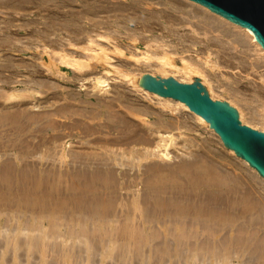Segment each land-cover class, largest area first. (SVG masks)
<instances>
[{"label":"bare ground","instance_id":"6f19581e","mask_svg":"<svg viewBox=\"0 0 264 264\" xmlns=\"http://www.w3.org/2000/svg\"><path fill=\"white\" fill-rule=\"evenodd\" d=\"M36 1L0 0V9L14 11L18 9L30 14L33 12L30 11L35 8L39 12L40 8L34 4ZM47 1L49 2V0ZM73 1L72 5L75 3ZM94 3H98V1ZM158 4L165 9H169L166 12H169V20L172 17H170V14H172L170 11L178 12L182 14V18H187L186 21H183L179 16L181 27L188 23L189 27L191 24L190 26L194 29L192 30V36L189 33L187 34L190 36L184 35L186 33L182 35L178 29L180 27L177 28L178 24L173 20L169 21L170 23L166 21L168 25H165V27L162 25V29L167 32L166 35L175 37L176 41L184 42V44L188 43L190 45L188 50L183 51L180 48L181 52H178L176 51L178 49L174 48L176 49L174 50L171 48L172 45L169 46L171 43L169 45L165 42L162 43L163 38L161 36L162 40L160 41L156 36V38L150 36V39L141 38L140 41H142L144 50L138 51L136 50V43L139 42L140 34L136 35L139 37H131L133 41L130 40L133 43L122 44V46L120 43L118 45V41L114 43L113 38L115 37L111 36V22L97 25L91 23L93 25L91 28H89L91 25L76 28L78 25L71 27L65 23L56 32L61 34V31L67 32L68 34L65 33L67 39L63 36L66 42L59 39L62 35L60 37L55 32L51 31L50 33L48 31L49 33H44L42 26L43 30L41 28L40 30L36 28L37 26L32 28L34 24L31 27L30 24H25L26 28L24 30H26V33L23 36L26 38L27 43L24 46H17L19 42L15 44L20 35L13 40L14 42L8 40L12 43L8 44L7 42L6 44L5 42L9 39L7 38L4 41L5 45L0 44V51L3 52L7 47L6 50L8 51L21 52L24 50L25 52L26 50L36 51L35 53L38 52L39 54L35 59L33 58V61L37 60L36 62H38L39 60L37 64L26 65L28 63L26 61L25 65L28 68L30 67V69H25L30 77L28 81L25 80L27 78L23 82L20 81L21 79L4 78L6 75L5 67L0 64V72L3 70L4 72H2L5 74L4 76H2L3 73L0 75V153H10L11 151L15 156L14 159H16L15 163L6 161L1 169L3 175L13 179V170L20 165L19 168L22 169L20 179L36 178L37 180H51V182L52 180H65L70 184L89 186L96 183L108 184L115 181L118 178L117 175L120 176V179L125 177V174H117L114 170V167L118 165L116 161L121 158H130L134 161L136 158L137 163L147 161L150 154L145 151L144 146L155 145L156 150L152 152L162 161L144 165L140 173L142 178H137L141 180L142 184L146 185L144 190L147 187L144 191L147 198L145 197L146 199L142 200V211L146 220L140 231L137 228H135L137 231L128 230L126 225L113 230L111 206L107 209H99L94 202L80 198L76 200L77 203L73 208L70 207L67 219L73 226H82L83 232L81 233H78L73 227H71L73 230L69 233L62 232L64 227L60 226L62 230L59 229L60 227H57L55 222L56 219L51 218L52 216L51 219L48 216V218H39L38 216L37 220L28 218L27 226L23 225L24 217V220H20V217L18 220L15 219L16 225L14 224L12 227L10 225L9 228L5 225L2 226L0 222V264H264V204L257 205L256 203L242 201L241 204L237 203L242 208L236 214H230L222 210L226 208L229 194L235 192L234 188H228L229 190L226 192L223 191L222 184L220 185L215 178L211 177L214 173L210 171V168L202 165L195 166L184 163L170 165L167 163L170 157L169 150L176 147V140L171 132L179 130L182 127V122L177 123V119L175 121L166 119L169 122L165 120L166 123L164 124L162 121L160 123V120L156 123L154 121L157 124L154 129H152L153 127L151 129L147 127V130H143L144 125L142 124L141 128V124H137V122H146L154 113L140 103L130 105L126 94L127 88H130L132 89H129L130 92L140 94L146 100L154 99L162 110L178 114L181 110H188L176 101H165L159 96L146 94L139 88L141 78L144 75L161 79L173 78L186 84H191L195 78H198L213 100L226 101L236 108L239 120L243 125L264 132V51L262 52L261 46L254 40L249 31L221 20L201 6L184 3V0H167L165 3L158 2ZM46 5L48 6V4ZM55 5L57 4L55 3ZM72 5L70 4V6ZM85 6H87L88 12H94L89 5ZM72 11L77 12L75 9ZM34 13L36 14V11ZM159 13L153 12L151 18L159 20L157 18V16L160 17ZM36 15L38 16V14ZM60 16L62 15L60 14ZM74 18L76 17L74 16ZM59 22L58 24H60ZM11 23H9V26ZM15 26L12 25V27ZM159 29L160 32L163 31H161V28ZM18 30L20 29L18 28ZM13 31L9 33L7 31L6 33L12 35ZM131 32H133L132 29ZM142 32L144 33L145 30ZM147 32L149 33V29ZM132 34L134 35V33ZM52 36L54 38H51ZM198 36H202V38L199 39ZM2 37L4 36L2 35ZM176 41L174 43H177ZM40 42L42 44L39 46L38 43ZM106 43L112 46L109 47ZM192 46H200V51L205 57L197 58L192 55L184 57V53L191 52L190 48ZM176 47L179 46L176 45ZM128 49L130 50L128 51ZM112 54L126 57L127 62L117 64L112 60ZM5 55H7L6 52ZM41 55L46 57L45 61ZM0 57L4 58L6 56L2 54ZM8 57H13V55ZM10 63L9 65H11ZM137 66L143 67L142 70L138 71ZM135 67L137 69H134ZM40 69H45L47 76H44V71L40 72ZM63 69L67 71L63 73ZM12 70L14 71V69ZM68 70H71L69 74ZM16 75L19 77L18 74ZM43 77L45 79L56 78L58 81H62L55 80L59 84L64 82L65 84H67L66 82L73 83L81 90L78 92L56 90V88L59 89V86L46 82ZM118 80H120L119 82H125V85H121L127 86V88L117 86L116 84L119 82L116 81ZM20 85L23 86L21 90L17 89ZM88 89H90L89 92L83 95L80 94L81 91ZM21 91H24V93H21ZM49 97L54 102L49 103ZM33 102L36 103L33 104ZM56 103L59 104L55 105ZM53 106L55 107L52 108ZM28 107L31 110H43L47 107L48 110L36 112L30 111ZM120 108L125 109V112L131 117L123 113ZM189 113L197 123L201 124H199L200 126L205 127L212 133L217 142L216 144L222 147L220 138L208 127L207 123L203 119H196V115L193 113ZM29 137H32V139H29ZM66 138H68L67 141H72L70 144L74 143V139H78L79 141L76 144H79V147L76 150L70 148L66 152L65 144L67 145V142H64ZM225 150L246 167L245 161L236 157L232 151ZM35 154L40 156L35 158L36 160L33 157ZM118 157L121 158L118 159ZM36 163L42 165V168L45 165L49 166L53 171L44 170L42 172L43 170H39L38 172L36 170L35 172L38 166ZM57 166L59 168L63 167L64 172H56L54 168ZM247 169L250 171L247 177L251 176L252 178H258L260 181L262 180L256 171L250 170L248 167ZM182 178H186V180ZM249 178H247V181L256 183V181L254 182L255 179L250 181ZM17 179H19L18 175ZM54 183H57V181ZM31 188L33 189V186ZM32 192L35 191L32 190ZM38 192L41 195V192ZM26 196L24 197L26 198ZM230 200L229 202L233 199ZM138 205L134 207L135 210ZM49 210L51 214V209ZM220 210L224 212L221 213ZM30 211L32 213V209ZM44 211L46 212V210ZM74 212H78L80 215L76 219L72 216ZM34 213H37L36 210ZM47 215L49 214L47 213ZM15 216L18 217V215ZM45 219H49L47 221L49 222V228H56V230H46L47 227L42 224V220ZM2 222L4 223V221ZM105 226L109 229L108 232H104V229H107L104 228ZM55 240L59 242L56 243Z\"/></svg>","mask_w":264,"mask_h":264},{"label":"rangeland","instance_id":"374dc122","mask_svg":"<svg viewBox=\"0 0 264 264\" xmlns=\"http://www.w3.org/2000/svg\"><path fill=\"white\" fill-rule=\"evenodd\" d=\"M61 1V2H60ZM68 1V2H67ZM83 0H74L73 1V5H72V0H49V2L47 1V0H42V2H41V0L40 1H36L34 4H35V6L36 7H39L40 8V10H39V12H38V10L37 9H32L30 12H32V13H30V14H28L27 12H25V11H23V10H16V11H14V10H11V9H7V10H3V9H0V32H1V34H0V42H2V43H0V44H4L5 45V43L7 44V42H8V44L9 43H12V41L15 39V38H18V36L20 37V38H18V41L16 42L15 41V44H17L18 42L20 43V45H19V43L17 44V46H24L25 45V43H27L26 42V38L24 37L25 36V31L26 30H24L25 28H26V26H25V24L26 25H28V24H30V27L32 26V28H35V26H37L36 28H38V29H42L43 30V28H44V33H49L48 31H50V33H51V31L52 32H55L56 34H58V36H60L61 37V35H62V37L61 38H59V39H61V40H65V39H67V32H65V33H67V34H65L64 33V31H61L62 32V34L59 32V33H57L56 32V30H59V27L60 26H62V25H64L65 23L66 24H69V26H73V27H75V25L77 26L76 28H78V27H89L90 25V27L89 28H91L93 25L92 24H95V25H97V24H103V23H110V26H112L111 27V36L113 37H115V38H113L114 39V43L115 42H117V44L119 45L120 43V45L122 46V44H131V43H133L132 41H133V37L132 36H134V37H139V36H141V37H139V42H137L136 43V47H137V49L136 50H138V51H143L144 50V46H143V44H142V41H140L141 40V38L142 39H150L151 37L150 36H152V38H154L155 36L157 37V39L160 41V40H162V38H163V41H162V43H164L165 42V44H167V45H169L170 43V45L169 46H174V47H172L171 46V48H176V49H178V50H176V49H174V50H176V51H178V52H181L180 50V48H182V50L183 51H186V50H188L189 48V44L188 43H186V44H184V42L182 43L181 41H176L177 39H175V37H172V36H168V35H166V30L164 29H162L163 27H165V25L167 26L168 25V23H170L169 21H175L177 24H178V26H177V28L178 27H180V28H178L179 29V32H181L182 33V35L184 34V33H186V34H184V35H186V36H192V30H194V29H192V27L189 25V27H188V24L186 25H184L183 27H181V25H180V22H181V16H182V14L181 13H176V12H171L170 11V13H172V14H170V20H169V17H168V15H169V12L168 13H166L167 11H169V9H165L164 7H161L159 4H158V2L159 3H165L167 0H90V2H89V0H84L83 2H82ZM98 1V3H94V2H97ZM108 1V2H107ZM37 2H39V3H37ZM45 2V3H44ZM57 2H59V3H57ZM77 2V3H76ZM110 2V3H109ZM55 3L57 4V5H55ZM86 3V4H85ZM46 4H48V6L46 5ZM63 4V5H62ZM70 4L72 5V6H70ZM96 4V5H95ZM101 4V5H100ZM113 4V5H112ZM131 4V5H130ZM183 4V3H182ZM41 5H42V7H41ZM55 7H54V6ZM62 5V6H61ZM65 5V6H64ZM69 5V6H68ZM85 5H89L90 6V8H92L91 10L92 11H94V12H88L87 11V6H85ZM94 6V7H92V6ZM58 6V7H57ZM60 6H61V8H60ZM67 6V7H66ZM123 6H124V8H123ZM131 6V7H130ZM177 6V5H176ZM44 7H46V8H48V9H46V8H44ZM96 7V8H95ZM122 7V8H121ZM30 8V7H29ZM54 8V9H53ZM71 8V9H70ZM117 8V9H116ZM132 8V9H131ZM178 8V7H177ZM52 9H53V11H52ZM57 9V10H56ZM67 9H69V10H67ZM75 9V11H77V12H74V11H72V10H74ZM95 9V10H94ZM98 9V10H97ZM135 9V10H134ZM9 10V11H8ZM46 10V11H45ZM71 10V11H70ZM163 10V11H162ZM18 11V12H17ZM34 11H36V14H38V16L34 13ZM52 11V12H51ZM59 11V12H58ZM66 11V12H65ZM103 11H104V13H103ZM128 11V12H127ZM13 13V14H11V13ZM14 12H15V14H14ZM38 12V13H37ZM62 12H63V14L65 15H63L62 14ZM73 12V13H72ZM84 12H87V13H84ZM153 12H156V14H158L159 12V16L160 17H158L157 16V18L159 19V20H157V19H152L151 17V14L153 15ZM52 13V14H51ZM54 13V14H53ZM71 15H70V14ZM76 13H78V14H76ZM81 13H83V14H86V15H83V14H81ZM92 15H91V14ZM176 13V14H175ZM7 14H8V16H7ZM12 16H11V15ZM20 14H21V17H20ZM23 14V15H22ZM26 14H28L27 16H26ZM45 14H46V16H45ZM60 14L63 16H60ZM74 14H76V15H74ZM94 14V15H93ZM104 14V15H103ZM112 14V15H111ZM127 14V15H126ZM148 14V15H147ZM161 14V15H160ZM162 14H163V17H162ZM44 16V17H42V16ZM49 15V16H48ZM69 15H70V17H69ZM76 17V18H74V16ZM81 15H83V16H81ZM126 15V16H125ZM165 15V16H164ZM7 16V17H6ZM26 16V17H25ZM33 16V17H32ZM41 16V17H40ZM92 16V17H91ZM108 16V17H107ZM124 16V17H123ZM150 16V17H149ZM181 18H180V17ZM9 17V18H8ZM14 17V18H13ZM20 17V18H19ZM87 17H89V18H87ZM116 17V18H115ZM121 17V18H120ZM138 17V18H137ZM174 17V18H173ZM6 18H8L7 20H6ZM36 18V19H35ZM58 18V19H57ZM70 18V19H69ZM82 18V19H81ZM105 18V19H104ZM112 18H113V20H112ZM148 18V19H147ZM162 18H164V19H162ZM168 18V19H167ZM176 18V19H175ZM18 19V20H17ZM29 19V20H28ZM31 19H32V21H31ZM46 19H48V20H46ZM55 21H53V20ZM72 19V20H71ZM117 19H118V21H117ZM140 19V20H139ZM187 20V18H182V20L183 21H186ZM5 20V21H4ZM19 20H23L22 22L21 21H19ZM25 20V21H24ZM34 20V21H33ZM57 20V21H56ZM67 20H68V22H67ZM71 22H70V21ZM74 20V21H73ZM105 20H107V21H105ZM115 20V21H114ZM132 20H133V22H132ZM9 21V22H8ZM14 21V22H13ZM37 21V22H36ZM43 21H45L46 23H47V25H46V23L44 22L43 23ZM53 21V22H52ZM58 21H60L59 23L60 24H58ZM62 21V22H61ZM73 21V22H72ZM78 21H80L81 22V24H80V22H78ZM89 21V22H88ZM92 21V22H91ZM99 21V22H98ZM122 21V22H121ZM131 21V22H130ZM136 21V22H135ZM155 21H157V22H155ZM168 23H167V22ZM2 22V23H1ZM7 22H8V24H7ZM12 22V23H11ZM20 22V23H19ZM52 22V23H51ZM116 22V23H115ZM140 22H141V24H140ZM151 22V23H150ZM179 22V23H178ZM9 23H11L10 24V26H9ZM13 23H15V24H13ZM42 23V24H41ZM48 23L50 24L49 26H48ZM63 23V24H62ZM75 23V24H74ZM86 23H88V24H86ZM92 23V24H91ZM135 25H134V24ZM144 23V24H143ZM149 23V24H148ZM21 26H20V25ZM51 24H54V25H51ZM124 24V25H123ZM12 25L13 26H15V27H12ZM18 25V26H17ZM39 25V26H38ZM46 25V26H45ZM157 25V27H155ZM162 25H163V27H162ZM180 25V26H179ZM9 26V27H8ZM20 26V27H19ZM43 28H42V27ZM52 26V27H51ZM58 26V27H57ZM116 26V27H115ZM135 26H136V28H135ZM8 28V30H7V28ZM10 27H12L11 29H9ZM48 27V28H47ZM144 27V28H143ZM152 27H155V28H152ZM3 30H2V29ZM17 28V29H16ZM18 28L20 29V30H18ZM58 28V29H57ZM147 28V29H146ZM150 28H152V29H150ZM159 28H161V31L162 32H160V29ZM8 31H6V30ZM23 29V30H22ZM40 29V30H41ZM131 29H132V31L133 32H131ZM135 29H137V30H135ZM145 30V32L143 33L142 31H144ZM148 29H149V33L147 32L146 33V31H148ZM4 31V32H2V31ZM12 30H14L13 32L16 34H14L13 32H12V35H9V34H7V33H9V32H11ZM54 30V31H53ZM151 30V31H150ZM153 30H155V31H153ZM101 32H103L102 30H100ZM117 31V32H116ZM137 31V32H136ZM7 32V33H6ZM115 32V33H114ZM119 32V33H118ZM129 32V33H128ZM3 33V34H2ZM122 33V34H121ZM132 33H134V35L132 34ZM151 33V34H150ZM187 33H189L190 35H188ZM64 34V35H63ZM124 34V35H123ZM132 34V35H131ZM140 34V35H139ZM164 34V35H163ZM2 35L4 36V37H2ZM15 35V36H14ZM23 37H22V36ZM129 35V36H128ZM136 35H139V36H136ZM158 35H159V37H158ZM195 35V34H194ZM10 36V37H9ZM13 36V38H11ZM65 37V39H64V37ZM162 38H161V37ZM132 37V38H131ZM155 37V38H156ZM197 37V36H196ZM199 37V36H198ZM7 38H9V39H7ZM11 38V39H10ZM51 38H54V36H52ZM63 38V39H62ZM167 38V39H166ZM200 38H202V36H200L199 37V39ZM5 39H7V41L5 40ZM128 39V40H127ZM130 39H132V41L130 40ZM165 39V40H164ZM8 40H12V41H8ZM19 40H21V41H19ZM33 40V39H32ZM177 42V43H174L175 41ZM4 41H6L5 43H4ZM129 41V42H128ZM131 41V42H130ZM137 41H138V39H137ZM168 41H170V42H168ZM14 42V41H13ZM65 42H66V40H65ZM23 45H22V44ZM103 43V42H102ZM105 43V42H104ZM173 43H174V45H173ZM40 44H42L41 42L40 43H38V45L40 46ZM107 44V43H106ZM153 44V43H152ZM109 47L110 46H112V45H109V44H107ZM176 45L177 46H179V47H176ZM188 45V46H187ZM131 46V45H130ZM185 46H187V47H185ZM132 47V46H131ZM184 47V48H183ZM200 47V46H199ZM199 47L197 46H195V47H191L190 49H191V52H188V53H184L183 54V56L184 57H187L188 55H192V56H196L197 58H200V57H205V55L203 54L202 55V53H201V47H200V49H199ZM130 48V47H129ZM187 48V49H186ZM7 49V47H5V52H6V54L7 55H5V52H3V51H0V56H2V54H3V56H6V57H0V61H2V62H0V64H2V65H4L3 67H5L4 68V71H5V74L1 71L0 72V75H2V73H3V75L2 76H4V78H14L13 80H20V81H24V79L25 78H27V79H25V80H29V76H28V74L26 73L27 71L25 70L26 68L27 69H30V67L28 68L26 65H32V64H37L38 62H39V60H38V62H36L37 60H35V61H33V58L35 59V57L36 56H38L39 54H38V52L37 53H35L36 51H26L25 50V52H24V50H22L21 52H16V51H8V50H6ZM133 49V48H132ZM130 49H128V51H129ZM3 52V53H2ZM30 53H32V54H30ZM37 54V55H35V54ZM125 53V52H124ZM13 55V57H8V56H12ZM15 55V56H14ZM32 55V56H31ZM17 56V57H16ZM42 57H43V60L45 61L46 60V57H44V55H41ZM23 57H24V59H23ZM26 57V58H25ZM7 58V59H6ZM9 58V59H8ZM21 58V59H20ZM29 58H31V59H29ZM117 58V59H116ZM126 58V57H125ZM125 58H123V56H118V55H113L112 54V60L114 61V62H116L117 64L119 63V62H124L125 63V61H126V59ZM125 59V60H124ZM8 60H9V62H8ZM24 60H25V62H24ZM31 62H30V61ZM117 60V61H116ZM123 60V61H122ZM26 61H28V63L26 62ZM32 61H33V63H32ZM7 62V64L5 65V63ZM11 62V63H10ZM13 62V63H12ZM24 62V63H23ZM127 62V61H126ZM9 63L11 64V65H9ZM15 63H17V64H15ZM27 63V64H26ZM30 63V64H29ZM19 64V65H18ZM26 64V65H25ZM127 64V63H126ZM129 64V63H128ZM22 65V66H21ZM25 65V66H24ZM8 68H7V67ZM25 68H24V67ZM13 67V68H12ZM21 67V68H20ZM23 67V68H22ZM138 67V71L139 70H142V68L143 67H139V66H137ZM137 67H135L134 69H137ZM132 69H133V67H131ZM12 69H14V71H16V72H14ZM8 70H12L11 71V74H12V76H11V74H10V71H8ZM8 71V73H6ZM24 71V72H23ZM40 72H43L44 71V76H47V73H45L46 71H45V69H40L39 70ZM63 71V73H65L67 70L66 69H63L62 70ZM20 72H22V73H20ZM71 72V70H68V74ZM135 72H136V70H135ZM18 74L19 75V77L16 75V74ZM25 73V74H24ZM32 74V73H31ZM111 74H114V73H111ZM7 75H9V76H7ZM14 76V77H13ZM16 76V77H15ZM17 77H18V79H17ZM31 77H33V76H31ZM54 78V77H53ZM33 79V78H32ZM43 79L46 81V82H49L50 84H52V85H54L55 84V86H59V89L58 88H56V90H62V91H74V92H78V91H80L81 89L77 86V85H75V84H73V83H69V82H66L67 84H65V82L63 83V84H59L58 82H62V81H58L56 78H54V79H52V77L51 78H46L45 79V77H43ZM52 79V80H51ZM35 80H36V77H35ZM55 80H57V81H55ZM51 81H53V82H51ZM120 80H118V81H116V82H119ZM58 83V85H56ZM69 84H71V85H69ZM125 85V82L123 83V82H119V83H117L116 85L117 86H119V87H124V86H122V85ZM10 85H12V84H10ZM61 85V86H60ZM63 86V87H62ZM87 85H85V87H86ZM204 86V85H203ZM66 87H68V88H66ZM21 88H23V86L22 85H20V86H18L17 87V89H20L21 90ZM86 88H88V86L86 87ZM124 88H127V86L126 87H124ZM206 88V87H205ZM7 89V88H6ZM68 89V90H67ZM75 89V90H74ZM130 89V88H129ZM128 88H127V92H126V94L128 95L127 96V100H128V102H129V104L130 105H133V104H138V103H140L141 105H143V106H146L149 110H151V112L152 113H154V115L153 116H151L150 118H148L147 119V121L146 122H142V123H140V121H138L137 122V124H141V128H142V126H143V130L145 129V130H147V127L149 128L150 127V129L152 128V129H154L156 126H157V124H155L156 122H159V120H160V123H161V121L163 122V124L164 123H166V121L167 120H169V121H171V120H173V121H175L176 119H177V123H181V125H182V127H180V129L179 130H173L171 133H172V136H173V134H174V138H175V140H176V142H175V146L176 147H174V148H172L171 150H169V152H170V157H169V160L167 161V163L168 164H170V165H175V164H180V163H184V164H191V165H197V166H200V165H202L203 167H207V168H210V171L212 172V173H214L213 174V176H211V177H213V178H215L217 181H218V183L221 185V186H223L224 188V190L223 191H228L229 189H233L234 188V191L236 192V194H235V192H233L232 194H229V200L231 199H233L231 202H229V200H227V203H226V208L224 209H222V210H224V211H226L227 213H230V214H236V212L238 211V210H240L242 207H240V206H238V204L240 203L241 204V202L242 201H246V202H248V203H250V202H252V203H256L257 205H261V204H264V183H263V181L261 180H258V178H252L251 176H248L247 177V175H249V173H250V171L247 169V167H245L239 160H237L235 157H233V156H230V154L223 148V147H221L219 144L217 145L216 143V140H215V137L212 135V133L211 132H209L208 131V129H205V127L203 128V126H200L201 124L198 122L197 123V121L195 120V118L188 112V111H185V110H181L180 111V113L178 112V114L177 113H171V112H169L168 110H162V108H160V106H158L157 104H156V101L154 100V99H152V100H146L144 97H142V95L140 96V94H137V93H133V91H131L130 92V90H132V89H130L129 90ZM6 91H8V90H6ZM90 91V89H88V90H85V91H81L80 92V94H84V93H87V92H89ZM24 93V91H21V93ZM128 92H130V93H128ZM25 93H27V94H29L28 92H25ZM131 94V95H130ZM135 99H134V98ZM48 99H50V97L48 98ZM130 99V100H129ZM134 100V101H133ZM216 100V99H215ZM133 103H132V102ZM221 101H223V100H221ZM40 102V101H39ZM52 102H54L53 100H51L50 99V102L49 103H52ZM34 103H36V102H33V104ZM54 104V103H53ZM59 103H56L55 105H58ZM156 104V105H155ZM44 105V104H43ZM42 105V106H43ZM49 105V104H48ZM55 106H53L52 108H54ZM46 109H29V107H28V109L30 110V111H36V112H39V111H41V112H45V111H47L48 109H47V107H45ZM52 108H50V109H52ZM158 108V109H157ZM236 109V108H235ZM120 110L123 112V113H126L127 114V112H125V109H123L122 110V108H120ZM154 111V112H153ZM160 113V114H159ZM171 113V114H170ZM129 117H131L129 114H127ZM157 115V116H156ZM159 116V117H158ZM169 117V118H168ZM167 119V120H166ZM171 119V120H170ZM166 120V121H165ZM180 122H179V121ZM151 121H153V122H151ZM154 121H155V123H154ZM169 121H167V122H169ZM152 124H151V123ZM149 123V124H148ZM143 124V125H142ZM147 126H146V125ZM200 124V125H199ZM152 125V126H151ZM138 127H140V125H138ZM149 134H150V131L148 132ZM180 135V136H179ZM178 138V139H177ZM179 138H181V139H179ZM29 139H32V137H29ZM68 140V138H66L65 140H64V142H67V145L65 144V146H66V152L71 148V149H74V150H76V148H78L79 147V144H76V143H78V139H74V143L73 144H70L72 141H67ZM184 141V142H183ZM155 145H151V146H144V149H145V151L147 152L148 151V153L150 154L149 155V157L146 159L147 161H142V162H140V163H137V161H136V158H135V161H134V159L132 160V159H127V158H121V157H118V159L119 158H121V159H119V161L117 160L116 162H118V165L116 166V167H114V170L117 172V174H125V177H123L122 179H120L119 177V175H117V179L115 180V181H112V182H110V183H108V184H99V183H96V184H93V185H87V186H84L83 184H77V185H75V184H70L69 182H67V181H65V180H52V182H51V180L50 181H46V180H37L36 178H29V180H27V179H20V175H21V171H22V169L21 168H19V166L20 165H18V167H16L14 170H13V174H12V177H13V179L11 178L10 179V177L8 178L7 177V175L5 176V175H3V173H2V171H1V169L3 168V166L5 165V163H6V161L7 162H10V163H15V160L16 159H14L15 158V156H13L14 154H13V152H11L10 151V153L8 152V153H0V191L1 190H4V191H1L0 192V222H1V225L2 226H6V227H10V225H11V227H12V225H14L15 223H16V220H18L19 219V217H20V220H24L23 219V217L25 218V220L23 221V225L24 226H27L26 225V223L28 222V218H35V220H37L36 218L39 216V218L40 217H46V218H48L49 217V219H51V218H54V219H56L55 220V222L57 223V227H60V226H62V227H64L63 228V230H62V228L60 227L59 229H61L62 230V232L64 231V232H67V231H72L73 229H75L78 233H81V232H83V229H82V226H78L77 227V225H75V226H73V224L71 225V223H69L68 222V220L69 219H67L68 217H67V213L70 211V207H74V205H76V200H78V199H80V198H82V199H85V200H89V201H91V202H94L96 205H94V206H96L97 208H99V209H101V208H104V209H107V208H109L110 206H111V209H112V211L113 212H111V215H112V220H113V226H114V228H113V230H117L118 229V227L120 228V227H122V225L124 226V225H126L127 226V228H128V230L130 229H132L133 231L135 230V231H137V229H138V231H140V228H143V225H144V221L146 220L144 217H145V215L143 214V211H142V200L146 197L147 198V196H146V193H144V191H146V188H145V190H144V187L146 186L145 184H142L141 183V180H138L139 179V177H140V173H141V171L143 170V166L144 165H146V164H148V163H155V162H160L161 161V159L159 158V157H157V156H155L154 154H153V152L156 150L155 149V147H154ZM206 146V147H205ZM147 149V150H146ZM205 149H206V151H205ZM209 149V150H208ZM173 150V151H172ZM153 151V152H152ZM212 151V152H211ZM151 152H152V154H153V156H152V154H151ZM209 154H208V153ZM34 159L35 158H39L40 156H39V154H35L34 156ZM58 158V157H57ZM224 158V159H223ZM9 159V160H8ZM14 159V160H13ZM36 160V159H35ZM121 160H122V162L124 163H122L121 162ZM205 160V161H204ZM129 161V162H128ZM116 162H114V163H116ZM131 162H132V164H131ZM145 162V163H144ZM162 162V161H161ZM4 163V164H3ZM120 163V164H119ZM137 163V164H136ZM202 163V164H201ZM117 164V163H116ZM123 164V165H122ZM36 165H38L37 166V168L35 169V172H36V170H38V172H39V170H43L42 172H44V170L45 171H47L48 170V172H50L51 170H52V168H50L49 166H44L45 168H47V169H45L44 167L42 168V165H39L38 163H36ZM140 165V166H139ZM58 168V169H57ZM19 171H18V170ZM54 169H56L55 171L56 172H64V168L62 167H56V168H54ZM61 170H63V171H61ZM53 171V170H52ZM2 174V175H1ZM41 174H43V173H41ZM40 174V175H41ZM17 175H18V178L19 179H17ZM31 176V175H30ZM6 177V178H5ZM32 177H34V176H32ZM250 177V178H249ZM9 179V181H8V179ZM138 178V179H137ZM142 177H140V179H141ZM247 178H249L250 179V181L253 179H255L254 180V182L256 181V183H253V181H251V182H249V181H247ZM183 180H186V178H182ZM246 179V180H245ZM248 179V180H249ZM4 180V181H3ZM19 180V181H18ZM1 181H2V183H1ZM14 181V182H13ZM28 181V182H27ZM37 181V182H36ZM57 181V183H54V182H56ZM9 182V183H8ZM11 182H13V183H11ZM26 182V183H25ZM36 182V183H35ZM40 182H41V184H40ZM44 182V183H43ZM59 182V183H58ZM11 183V184H10ZM39 183V184H38ZM50 183V184H49ZM114 183V184H113ZM23 184V185H22ZM25 184H27V185H25ZM36 184H38V185H36ZM47 184V185H46ZM98 184H99V186H98ZM8 185H9V187H8ZM14 185V186H13ZM28 185H29V187H28ZM40 185H42V186H40ZM53 185V186H52ZM79 185V186H78ZM108 186L107 188H106V186ZM219 185V186H220ZM12 186V187H11ZM33 186V189L31 188V187ZM36 186H38V187H36ZM28 187V188H27ZM44 187V188H43ZM46 187V188H45ZM51 187V188H50ZM79 187V188H78ZM105 187V188H104ZM2 188V189H1ZM37 188V189H36ZM43 188V189H42ZM90 188V189H89ZM95 188V189H94ZM112 188V189H111ZM229 188V189H228ZM17 189V190H16ZM30 189V190H29ZM45 189V190H44ZM55 189V190H54ZM74 189V190H73ZM97 189V190H96ZM9 190V191H8ZM14 190V191H13ZM32 190L33 191H35V192H32ZM54 190V191H53ZM68 190H70V191H68ZM72 190V191H71ZM107 190V191H106ZM20 191V192H19ZM24 191H26L25 193H24ZM38 191H40L41 192V195H40V193L38 192ZM94 191V192H93ZM10 192V193H9ZM57 192H58V194H57ZM88 192V193H87ZM17 193V194H16ZM30 193H31V195H30ZM33 193H35V194H33ZM37 193H39L38 195H37ZM69 193V194H68ZM77 193V194H76ZM90 193H91V195H90ZM106 193V194H105ZM19 194V195H18ZM33 194V195H32ZM76 194V195H75ZM85 194V195H84ZM94 194V195H93ZM25 195H27L26 196V198L24 197ZM35 195H37L36 197H33V196H35ZM48 195H50V196H48ZM72 195H75V196H72ZM78 195V196H77ZM90 195V196H89ZM104 195V196H103ZM145 195V196H144ZM3 198H2V197ZM103 196V197H102ZM163 196H165V195H163ZM162 196V197H163ZM22 197H23V199H22ZM31 197V198H30ZM43 197V198H42ZM63 197V198H62ZM65 197V198H64ZM86 197V198H85ZM101 197V198H100ZM30 198V199H29ZM73 200H72V199ZM96 198H97V200H96ZM145 198V199H146ZM235 198V199H234ZM242 198V199H241ZM57 199V200H56ZM62 199V200H61ZM112 199V200H111ZM24 200V201H23ZM29 200V201H28ZM74 200H75V203H74ZM103 200V201H102ZM105 200V201H104ZM238 200V201H237ZM20 202V203H19ZM36 202V203H35ZM27 203V204H26ZM93 203V204H94ZM229 203V204H228ZM238 203V204H237ZM6 204V205H5ZM37 204V205H36ZM58 204V205H57ZM62 204V205H61ZM71 204V205H70ZM107 204V205H106ZM141 205V206H139V205ZM232 204V205H231ZM15 205V206H14ZM67 205V206H66ZM138 205V207H137V211L135 210V208L134 207H136ZM32 206V207H31ZM49 208H48V207ZM60 206V208H58ZM234 206V207H233ZM238 206V207H237ZM35 207H36V209H35ZM39 207V208H38ZM41 207V208H40ZM44 207V208H43ZM57 207V208H56ZM69 209H68V208ZM232 207V208H231ZM237 207V208H236ZM5 208V209H4ZM34 208V209H33ZM56 208V209H55ZM115 208V209H114ZM141 208V209H140ZM32 209V213H34L35 212V210H36V212L37 213H34L33 215H32V213H31V211L30 210ZM38 209V210H37ZM41 209H43V210H41ZM49 209H51V214L49 213L50 212V210ZM53 209V210H52ZM63 209H66V210H63ZM131 209H134L135 210V212H133L132 213V211H134V210H132L131 211ZM2 210V211H1ZM4 210V211H3ZM19 210H20V212H19ZM29 210V211H28ZM41 210V211H40ZM44 210H46V212L49 214V215H47V213L44 211ZM47 210H49V211H47ZM55 210V211H54ZM125 210V211H124ZM139 210V211H138ZM222 210H220V212L222 213V212H224V211H222ZM229 210V211H228ZM17 211V212H16ZM21 211H22V213H21ZM34 211V212H33ZM40 211V213H38ZM54 211V212H53ZM59 211V212H58ZM62 211V212H61ZM127 211V212H126ZM142 211V212H141ZM231 211V212H230ZM7 212V213H6ZM16 212V213H15ZM45 213V214H43V213ZM56 212V213H55ZM61 212V213H60ZM79 212V211H78ZM78 212H74L73 214H72V216L76 219L77 217H79L80 215H79V213ZM15 213V214H14ZM21 213V214H20ZM31 215H30V214ZM59 213V214H58ZM77 213V214H76ZM140 213V214H139ZM3 214H4V216H3ZM12 214V215H11ZM24 214H25V216H24ZM53 214V215H52ZM123 214V215H122ZM125 214V215H124ZM127 214H128V216H127ZM224 214V213H223ZM15 215H18V217L17 216H15ZM22 217H21V216ZM56 217H55V216ZM138 215V216H137ZM141 215V216H140ZM10 216V217H9ZM13 216H15V217H13ZM48 216V217H47ZM52 216V217H51ZM115 216V217H114ZM4 217V218H3ZM14 219H13V218ZM51 217V218H50ZM122 217V218H121ZM8 218H9V220H8ZM58 218V219H57ZM70 218V217H69ZM114 218V219H113ZM140 218V219H139ZM16 219V220H15ZM26 219H27V221H26ZM49 219H45V220H42L43 222H42V224H43V226L44 227H47L46 228V230H48V231H53V230H56V228H49V222H47ZM59 219H60V221H59ZM123 219H124V221H123ZM125 219H126V221H125ZM143 219V220H142ZM13 220H14V222H13ZM58 220V221H57ZM121 220V221H120ZM140 220V221H139ZM2 221H4V223L2 222ZM61 221H63V222H61ZM67 221V222H66ZM118 221V222H117ZM13 222V223H12ZM115 222H117V223H115ZM3 223V224H2ZM62 223V224H61ZM68 223V224H67ZM127 223V224H126ZM102 224V223H101ZM16 225V224H15ZM46 225H48V226H46ZM68 227H66V226ZM102 225H104V224H102ZM119 225V226H118ZM129 225V226H128ZM134 226V228H132V227ZM142 226V227H141ZM71 227H73V229L71 228ZM75 227V228H74ZM93 227V226H92ZM104 228H107V226H105ZM135 228H137V229H135ZM156 228V227H155ZM91 229V228H90ZM160 229V228H159ZM108 228L105 230L104 229V232H108ZM55 242L56 243H58L59 241L57 240H55ZM51 258V257H50Z\"/></svg>","mask_w":264,"mask_h":264},{"label":"water","instance_id":"95a60500","mask_svg":"<svg viewBox=\"0 0 264 264\" xmlns=\"http://www.w3.org/2000/svg\"><path fill=\"white\" fill-rule=\"evenodd\" d=\"M184 3L201 6L221 20L249 31L264 51V0H184ZM139 88L165 101H176L196 115V119H203L218 135L222 147L245 161L246 167L256 171L264 183V132L243 125L238 111L226 101L213 100L200 79L186 84L173 78L144 75Z\"/></svg>","mask_w":264,"mask_h":264}]
</instances>
